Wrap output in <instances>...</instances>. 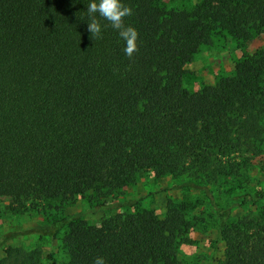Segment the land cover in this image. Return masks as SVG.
<instances>
[{
	"label": "trees",
	"instance_id": "trees-1",
	"mask_svg": "<svg viewBox=\"0 0 264 264\" xmlns=\"http://www.w3.org/2000/svg\"><path fill=\"white\" fill-rule=\"evenodd\" d=\"M92 0H0V199L16 215L51 214L82 198L86 209L44 228L9 232L60 241L66 264H183L180 248L213 209L221 258L264 264V45L231 75L189 91L185 67L220 42L237 49L264 33V0H122L138 30L129 59L118 30ZM98 2V0H97ZM151 172L185 181L165 214L117 202ZM110 214L92 225L87 213ZM49 214V215H50ZM40 247L7 248L0 264H43Z\"/></svg>",
	"mask_w": 264,
	"mask_h": 264
},
{
	"label": "rangeland",
	"instance_id": "rangeland-1",
	"mask_svg": "<svg viewBox=\"0 0 264 264\" xmlns=\"http://www.w3.org/2000/svg\"><path fill=\"white\" fill-rule=\"evenodd\" d=\"M168 9L177 8L182 0H164ZM264 45V33L249 42L245 49H237L234 43L220 42L213 47L203 48L196 54L193 61L185 67L183 86L189 91H197L201 87L214 84L219 78L229 76L235 68L237 60L244 53H254ZM185 181V177L174 180L168 177L156 179L151 172L142 174L135 184L125 188L117 202L125 203L126 200H138L141 208L156 211L160 216L165 214L166 204L169 199H180L185 191L173 187L176 182ZM9 202L0 199V239L9 232L25 231L27 229L44 228L53 219L66 217L71 214L81 213L86 209L82 198L61 210L52 211L51 214L16 215L8 210ZM205 211L206 222L193 228L190 237L193 244H185L180 248V258L183 264H210L213 256L221 258L224 245L219 244V251L215 252L214 244L217 241V221L213 209L207 205L201 207ZM128 208H120L111 213L99 212L93 215L86 214L87 221L92 225H101L104 218L110 214L123 213ZM50 214V215H49ZM10 247L33 249L40 247L44 253L43 264H66L65 246L58 240L50 238L40 239L37 235L17 236L3 248H0V257Z\"/></svg>",
	"mask_w": 264,
	"mask_h": 264
},
{
	"label": "clouds",
	"instance_id": "clouds-1",
	"mask_svg": "<svg viewBox=\"0 0 264 264\" xmlns=\"http://www.w3.org/2000/svg\"><path fill=\"white\" fill-rule=\"evenodd\" d=\"M75 2V0H74ZM87 13L90 20L87 25V31L91 34L90 39L93 41L102 38V26L99 17L108 21L112 28L118 30L119 36L125 41L124 53L129 59L134 57L138 52V30L125 24V18L133 15V9L127 6L122 0H92L87 5ZM93 264H106V260L102 256L94 259Z\"/></svg>",
	"mask_w": 264,
	"mask_h": 264
}]
</instances>
